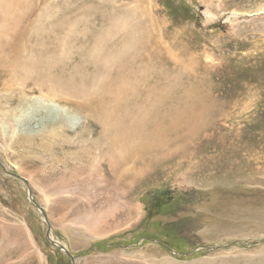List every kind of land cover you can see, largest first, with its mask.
<instances>
[{"label":"rangeland","instance_id":"obj_1","mask_svg":"<svg viewBox=\"0 0 264 264\" xmlns=\"http://www.w3.org/2000/svg\"><path fill=\"white\" fill-rule=\"evenodd\" d=\"M263 7L0 0V36L14 35L0 46V111L14 117L0 123V264H73L48 231L76 264H264ZM122 51L140 94L169 109L201 91L206 105L192 130L167 126L124 159L89 99L117 87L107 60Z\"/></svg>","mask_w":264,"mask_h":264},{"label":"bare ground","instance_id":"obj_2","mask_svg":"<svg viewBox=\"0 0 264 264\" xmlns=\"http://www.w3.org/2000/svg\"><path fill=\"white\" fill-rule=\"evenodd\" d=\"M263 9H264V7H263ZM209 15H211V14H209ZM137 30H138V27L135 26V28L133 30L129 31V33H133V32H135ZM12 35L5 36V37H3V35H1L0 36V46L1 47L2 46H6V47H8V48L11 49L13 47ZM16 35H18V34H16ZM19 39L20 38H18L17 40H19ZM129 43H130V40L127 43V45ZM6 47H5V49H6ZM124 52L122 51V55L121 54H116V53L114 55L111 54L109 56V59L107 60V64L108 65H110V64L112 65V63H113L117 67L116 70H118V74L117 73L116 74L118 75V77L115 76V78L117 77V79H115L116 82H114V83L117 84V87L115 88V87H111L109 85H103L102 84L101 87H99L100 85L98 86V90L97 91H93V92L90 91V93H89V94H91L89 96L90 97L89 99H91V105H92V108H93V111H90V112L92 114L94 113V115H95V117L97 119L99 118V120L101 121V126H102L101 128L104 129L103 135L100 138L102 140L108 141L107 142L108 144H113L115 146H118L120 148L125 149V152L124 153L121 152L122 149L119 152V153H122L123 154V155H121L122 156L121 159H124L125 157H127L128 156V152L132 148H133L132 151L134 149H138L140 147L141 142L143 141L142 139L148 138V137L155 138L159 134L160 135L161 134H164V132L167 131L168 128H169L167 126H172V128H176V130H177V128H181V127H178V126L183 123L185 125H189L190 130H192L193 127H196L198 125L199 121L202 118L205 117V112H206L205 111L206 105L201 103V101L203 99H205V96L202 95L201 91L200 92L193 93V94L191 93V95L187 99V103H185V102L181 103L183 105V107L169 108V109H168V107L163 106L162 105L163 103L161 104V102H162L161 101V97H158V96H156V98L155 97H153V98L148 97V95H147L148 92L146 93L147 96L146 95H143V94H140V91H139L140 88L138 89L137 86L132 85L135 82L132 83V84H130V81L132 79H134L136 77V75H137V73H136L137 72L136 67H135V65L132 66V65L128 64L129 61L126 60V57L124 56L125 55ZM104 57L107 59L106 56H104ZM110 67H112V66H110ZM121 68L124 69V70L127 69L130 74L131 73H134V74L131 75V77H129V75H128V77H129L128 78L122 72V69ZM14 76H15V74H14ZM127 79H128V83L126 82ZM106 82H107V80H106ZM81 83H82L81 87L82 86L89 87V83L88 82H84L83 83V81H82ZM103 83H105V82H103ZM114 83H112V85ZM16 84H18L20 86H23V87L25 85V83L24 82H21V81H18V83H16ZM174 85H175V82H173V85H171V87L173 88ZM40 87H42V86H40ZM77 89H78V87H77ZM92 89H93V87H92ZM41 90H43V88ZM83 91H86V90L83 88ZM154 91H157V89L154 90ZM196 91H197V89H196ZM148 94H150V93H148ZM23 95H25V94H23ZM85 95H88V94H85ZM44 96H46V95H44ZM136 97H138L139 100L142 99L144 101V103L135 104V105L132 104L131 105L130 101H135L136 100ZM157 97H158V99L160 98V100L156 102L154 100L155 99L158 100ZM108 98L110 100H107ZM148 99L150 101H147ZM142 100L140 102H142ZM20 101H22V98H21ZM49 101L51 102V100H49ZM79 101H81V100H79ZM205 102H207V101H205ZM109 106H110V108H109ZM106 107H108L109 109H106V112L103 115L101 113V110L103 108H106ZM112 107H115V108H112ZM58 108H60V107H58ZM89 110H88V112H89ZM82 113H83V111H82ZM83 116H85V115H83ZM2 118H7V120L9 122L12 120V122L14 124V117L11 114L10 115H4L0 111V123L2 124L1 126H3L5 124V121ZM166 120H168V121H166ZM15 124H16V122H15ZM6 125H7V123H6ZM6 125H4V126H6ZM9 126H11V125H9ZM112 128H114V131L113 132L111 131ZM186 128H188V127H186ZM55 129H57V127ZM169 130H170V128H169ZM183 130H185V129H182L181 131H183ZM49 131L52 132L51 130H49ZM57 133H59L58 130H57ZM178 134H180V133H178ZM84 140H83V143H84ZM125 143H129L127 145V147L125 146ZM46 144L47 143H44V145H46ZM111 166H113V165L111 164ZM32 200H33V198H32ZM39 210H41V209H39ZM85 229L86 230L88 229L90 231L89 233H93V234L94 233L96 234V233L99 232L97 230V228L95 227V225L93 227L94 230L90 229L89 228V225L86 226V227H84V230ZM48 234H49V237L48 238H50V241L51 240L56 241L55 239H53V236L50 235V232L49 231H48ZM48 234H47V236H48ZM98 235H101V234H98ZM56 242H58V241H56ZM59 244L64 247V249H60V250L62 252H64V253H66L69 256L68 253H71V252L65 247V245H63L61 243H59Z\"/></svg>","mask_w":264,"mask_h":264},{"label":"water","instance_id":"obj_3","mask_svg":"<svg viewBox=\"0 0 264 264\" xmlns=\"http://www.w3.org/2000/svg\"><path fill=\"white\" fill-rule=\"evenodd\" d=\"M33 201V200H32ZM34 203H35V201H34ZM48 234V233H47ZM48 237H49V234H48ZM50 239V238H49ZM51 242L55 245V246H57L59 249H64V247L63 246H61L58 242H56V241H54V240H51ZM69 254V256H70V258L72 259V262H73V264H76V262H75V256L73 255V254H71V253H68Z\"/></svg>","mask_w":264,"mask_h":264}]
</instances>
